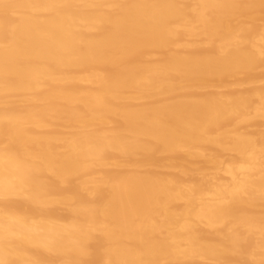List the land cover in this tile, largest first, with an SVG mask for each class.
Returning <instances> with one entry per match:
<instances>
[{"label":"bare ground","instance_id":"bare-ground-1","mask_svg":"<svg viewBox=\"0 0 264 264\" xmlns=\"http://www.w3.org/2000/svg\"><path fill=\"white\" fill-rule=\"evenodd\" d=\"M0 264H264V0H0Z\"/></svg>","mask_w":264,"mask_h":264},{"label":"rangeland","instance_id":"rangeland-1","mask_svg":"<svg viewBox=\"0 0 264 264\" xmlns=\"http://www.w3.org/2000/svg\"><path fill=\"white\" fill-rule=\"evenodd\" d=\"M166 171H168V170H166Z\"/></svg>","mask_w":264,"mask_h":264}]
</instances>
